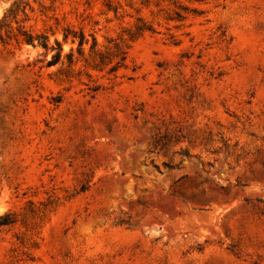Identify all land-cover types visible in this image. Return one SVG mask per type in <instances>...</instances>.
I'll return each mask as SVG.
<instances>
[{"label":"rangeland","instance_id":"374dc122","mask_svg":"<svg viewBox=\"0 0 264 264\" xmlns=\"http://www.w3.org/2000/svg\"><path fill=\"white\" fill-rule=\"evenodd\" d=\"M27 1L0 264H264V0Z\"/></svg>","mask_w":264,"mask_h":264},{"label":"trees","instance_id":"16d2710c","mask_svg":"<svg viewBox=\"0 0 264 264\" xmlns=\"http://www.w3.org/2000/svg\"><path fill=\"white\" fill-rule=\"evenodd\" d=\"M32 5L27 0H14L7 7L0 17V41L15 40L19 45L28 44L32 46H42L46 50L53 48L49 44V36L45 33H34L25 27V22L30 18L29 11H32ZM65 38L67 34L65 33ZM58 46L57 54L61 55L62 45L56 39ZM80 40V44H82ZM10 221H5L2 224H7Z\"/></svg>","mask_w":264,"mask_h":264}]
</instances>
